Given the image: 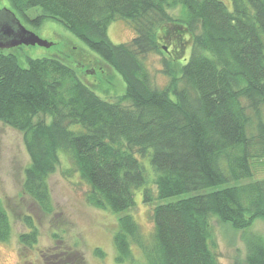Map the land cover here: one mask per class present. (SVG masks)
Returning <instances> with one entry per match:
<instances>
[{"label": "trees", "instance_id": "16d2710c", "mask_svg": "<svg viewBox=\"0 0 264 264\" xmlns=\"http://www.w3.org/2000/svg\"><path fill=\"white\" fill-rule=\"evenodd\" d=\"M7 1L20 21L62 24L125 85L115 99L99 95L95 80L83 79L96 58L81 51L76 67L63 57L24 67L0 52V122L23 134L30 163L22 187L34 205L55 213L49 181L66 159L65 172L89 189L87 203L119 216L118 263L133 262L137 248L147 264H220L218 220L243 233L246 264H264V237L249 232L264 221V180H253V162L264 159V0H231L232 10L219 0ZM119 20L135 31L128 44L109 39ZM152 53L163 57V88L145 64ZM142 187L148 206L168 201L151 209L148 236L131 215ZM21 221V246L38 252L36 218ZM12 236L0 200V242ZM57 249L42 252V264H78Z\"/></svg>", "mask_w": 264, "mask_h": 264}, {"label": "rangeland", "instance_id": "374dc122", "mask_svg": "<svg viewBox=\"0 0 264 264\" xmlns=\"http://www.w3.org/2000/svg\"><path fill=\"white\" fill-rule=\"evenodd\" d=\"M219 1L229 10L233 9L231 0ZM4 9L12 8L7 0H0V11ZM28 15L34 19L40 15V10H32ZM20 22L27 31L53 44L51 48L21 46L5 50L6 53L16 54L22 66L26 67L28 59L63 57L68 65L76 67L81 59L76 51H81L98 59H93L96 63L93 71L85 69L87 74L83 79L87 81L88 76L92 77L91 80H95L93 87L99 95L115 99L124 93V82L115 71L101 62L97 54L73 36L62 24L46 20L41 27H36L24 21ZM108 35L113 44L121 45L130 43L136 34L128 22L119 20L111 24ZM189 56L190 51L186 60ZM145 64L151 74L153 85L158 88L165 87L168 77L164 73L163 57L152 53L145 58ZM91 80L88 81L91 82ZM142 161L150 178H154V171L149 160ZM29 163L30 158L24 145L23 134L0 122V200L11 215L13 225L11 240L7 243L0 242V264H42L40 258L42 252H52L60 247L69 256L75 258V262L78 259V264L81 261L85 264H147L137 248H133V262H117L118 254L114 235L118 231L119 216L108 210H98L87 203L86 193L89 189L77 173L65 172L71 168L70 162L66 159H63L61 167L49 181L55 213L51 216L44 215L23 191L24 169ZM253 167V180H264V159L255 160ZM143 193L144 187L136 191L137 206L132 210L131 215L144 235L148 236L153 231V223L150 219L151 209L168 201H155L148 206L144 203ZM25 214H32L40 227L36 253L24 251L19 242V236L26 232L21 221V217ZM213 226L219 245L220 264H246L247 249L243 243V233L234 231L218 220H214ZM249 232L264 237V221L258 220Z\"/></svg>", "mask_w": 264, "mask_h": 264}, {"label": "water", "instance_id": "95a60500", "mask_svg": "<svg viewBox=\"0 0 264 264\" xmlns=\"http://www.w3.org/2000/svg\"><path fill=\"white\" fill-rule=\"evenodd\" d=\"M21 46L51 48L53 44L27 31L16 15L8 9L0 11V52Z\"/></svg>", "mask_w": 264, "mask_h": 264}]
</instances>
